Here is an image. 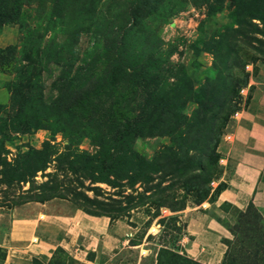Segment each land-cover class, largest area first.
Here are the masks:
<instances>
[{
	"label": "rangeland",
	"instance_id": "1",
	"mask_svg": "<svg viewBox=\"0 0 264 264\" xmlns=\"http://www.w3.org/2000/svg\"><path fill=\"white\" fill-rule=\"evenodd\" d=\"M4 1L0 237L15 207L67 203L121 222L130 233L116 254L89 253V260L156 264L159 250L166 249L204 264L186 252L191 246L186 226L206 215L224 229L220 264L229 251L237 258L252 251L264 264V213L254 206L258 217L252 213L246 224L240 212L247 207L216 204L211 186L222 177L220 144L236 114L251 102L255 112L264 114V0H164L157 17L134 26L147 33L146 48H159L162 56L147 90L123 102L125 111L145 116L141 136L122 142L120 128L105 126L98 114L80 116L64 101L76 85L71 76L104 61L102 29L119 25L133 0H72L67 12L74 17L73 27L50 17L52 0H8L10 19ZM75 34L77 41L68 42L75 41ZM39 37L52 47L67 40L74 52L62 60L72 63L71 74H64L70 68L53 64L54 52L35 49ZM198 99L207 102L201 106ZM160 157L168 162L159 165ZM135 160L144 162L143 171ZM3 255L0 248V259ZM58 260L68 263L63 255Z\"/></svg>",
	"mask_w": 264,
	"mask_h": 264
},
{
	"label": "crops",
	"instance_id": "2",
	"mask_svg": "<svg viewBox=\"0 0 264 264\" xmlns=\"http://www.w3.org/2000/svg\"><path fill=\"white\" fill-rule=\"evenodd\" d=\"M254 106L251 102L238 114L230 124L229 139L220 144L222 177L216 186H225L216 204L245 209L252 203L264 213V114L255 112ZM10 215L8 231L0 237L4 252L0 264H32L33 260L47 264L58 247L68 253L67 264H98L89 260V253L116 254L130 234L121 222L86 214L67 203H27L12 209ZM192 222L186 226L191 243L186 252L201 257L204 264H220L222 225L206 215Z\"/></svg>",
	"mask_w": 264,
	"mask_h": 264
},
{
	"label": "trees",
	"instance_id": "3",
	"mask_svg": "<svg viewBox=\"0 0 264 264\" xmlns=\"http://www.w3.org/2000/svg\"><path fill=\"white\" fill-rule=\"evenodd\" d=\"M163 1L164 0H133L126 6V10L122 12L121 19L119 18V25L115 26L113 24H107L105 27H103L104 61L91 65L88 70L84 69L81 71V69H79L77 74L71 76L72 78L76 79V85L70 90V92H68V99L67 97H60V101L67 99V101L64 102L69 105L70 108L74 107L75 113L79 114L80 111V116L85 117L88 115V113H94L96 115L98 114L97 120L103 122L105 126L120 128L119 134L122 135L120 138L121 142L123 140H127V138L130 137H140L142 134V122L145 116L144 113H140V111L139 113L134 114L125 111L123 102L129 101L131 96L134 97V95H138L140 92H145L147 90L149 86L148 79L151 77V75L157 76V70L159 69L160 64L159 59L162 56L159 48H146L148 47L147 33L141 31L140 29H134V26L139 25L140 21L146 20L149 17H157L159 15L161 3ZM50 2L52 4L51 12L49 13L50 17L57 19L60 25H71L73 27L75 24L74 17L72 14L67 12L69 9H73V1L52 0ZM4 3L5 7L2 9L4 12L9 14L6 17L10 19L12 17V15H10L12 11L10 1L5 0ZM84 4L86 3L83 2L80 6H83ZM90 9L92 10L94 7H90ZM28 33H31V31ZM73 38L75 41L68 40V42L71 41L72 43H75L77 41L76 34ZM40 40L41 39L39 37L40 43L35 49L37 51H51V54L54 52L53 64L59 66L61 69L70 68L71 71L64 74H71L73 68L72 63L70 62V64H66L62 60L66 53L72 54L74 52L72 47H67V40L62 41L55 47L50 46L49 41L42 42ZM136 42L141 43L142 46L136 47ZM31 53L32 49L29 50V54ZM64 74L62 76L63 78L66 76ZM216 78L219 79L218 76ZM216 80H210L206 83L209 85ZM205 89H207V87L204 88V90ZM148 92L149 91H147V93ZM198 101L201 106H203V101L207 102L205 99H198ZM146 104L153 108L158 106L157 104ZM100 108H103L104 111H99L102 110ZM203 116V120H206L208 114ZM138 123H141L140 126ZM3 140L5 141L4 138L0 137V149L2 150ZM162 158L165 159L166 157H160L159 165L161 163L168 162V160H163ZM158 161L156 163H158ZM143 165H145L144 162H139L136 164L135 160V167L137 166L138 168L140 166L142 171ZM166 165H164L160 171L163 172V170L166 168ZM223 188L224 186L221 184H218L214 188V190H216V196ZM253 209L254 205L249 203L246 210L244 212H240L246 224L249 222L250 215L254 213ZM82 211L92 216H104L89 213L84 210ZM254 215L258 217V215L255 213ZM243 254L244 255H242L241 258V255L237 258L231 254V251H229L224 254L221 264H259L263 260L257 255V253H252V251L251 253H248V251H243ZM58 255H63L66 259L68 258V253L62 248L58 247L54 250L52 257L47 264H62L59 260L55 261V258ZM32 264L43 263L39 262L38 260H33ZM63 264L65 263L63 262ZM156 264L198 263L188 258V256L185 254L179 255L170 250L160 249L157 254Z\"/></svg>",
	"mask_w": 264,
	"mask_h": 264
},
{
	"label": "built area",
	"instance_id": "4",
	"mask_svg": "<svg viewBox=\"0 0 264 264\" xmlns=\"http://www.w3.org/2000/svg\"><path fill=\"white\" fill-rule=\"evenodd\" d=\"M247 88V87H246ZM244 90H245V88L244 89H241V95L243 94V92H244ZM236 115H238V113L236 114ZM225 139H229V137H226L225 136ZM211 186H213L212 188L214 189L216 186H215V182H212V184H211Z\"/></svg>",
	"mask_w": 264,
	"mask_h": 264
},
{
	"label": "bare ground",
	"instance_id": "5",
	"mask_svg": "<svg viewBox=\"0 0 264 264\" xmlns=\"http://www.w3.org/2000/svg\"><path fill=\"white\" fill-rule=\"evenodd\" d=\"M41 217V216H40ZM42 218V217H41ZM152 231H154V230H152ZM141 252V251H140Z\"/></svg>",
	"mask_w": 264,
	"mask_h": 264
}]
</instances>
